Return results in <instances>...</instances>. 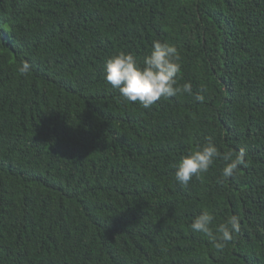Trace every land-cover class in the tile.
Segmentation results:
<instances>
[{"label":"trees","instance_id":"trees-1","mask_svg":"<svg viewBox=\"0 0 264 264\" xmlns=\"http://www.w3.org/2000/svg\"><path fill=\"white\" fill-rule=\"evenodd\" d=\"M157 40L203 103L145 109L105 81ZM208 138L247 166L182 187ZM203 211L239 218L223 252L190 229ZM0 264H264V0H0Z\"/></svg>","mask_w":264,"mask_h":264},{"label":"clouds","instance_id":"clouds-1","mask_svg":"<svg viewBox=\"0 0 264 264\" xmlns=\"http://www.w3.org/2000/svg\"><path fill=\"white\" fill-rule=\"evenodd\" d=\"M181 56L175 44L153 41L149 54L142 62L128 52H118L106 59L104 64L105 81L118 90L126 103L138 102L148 109L162 99H170L179 94L193 96L195 101L203 103V89L193 92L190 82L178 83L181 68ZM30 65L24 63L19 71L27 74ZM217 160H222L224 167L219 178L223 184L238 173L241 165H246V150L238 152H221L217 144L208 138L203 146H197L181 157L175 165V181L187 188L193 179H201L208 173ZM215 217L211 212L203 211L195 216L190 229L193 233H201L209 238L217 252H223L228 243L234 241L241 231L239 218L235 215L227 217L224 222L214 224Z\"/></svg>","mask_w":264,"mask_h":264}]
</instances>
